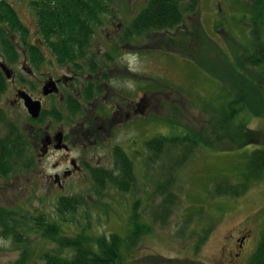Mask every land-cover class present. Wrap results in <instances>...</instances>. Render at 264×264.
<instances>
[{"label":"rangeland","instance_id":"obj_1","mask_svg":"<svg viewBox=\"0 0 264 264\" xmlns=\"http://www.w3.org/2000/svg\"><path fill=\"white\" fill-rule=\"evenodd\" d=\"M146 1L115 0L112 15L103 19L105 24L97 28L93 37L92 51L100 54L111 48L119 56L120 72L114 68L116 73L111 76L110 85L112 92L122 94L119 98L123 102L119 107L115 103L104 107L115 117L104 126L98 143L84 147L77 136L84 115H66L65 127L56 123L55 131L63 129L71 136L70 151L55 150L43 155L42 144L36 141V166L31 172L9 178L0 176V204L24 215L44 213L67 223L65 227L71 234L85 227L90 233L109 236L114 232L127 235L131 205L137 199L140 212L152 227L134 255L127 259L128 264H234L233 252L229 250L236 249L242 231H249L251 257L264 232V173L259 179L252 178L247 191L239 196H215L214 188L223 177L232 184L242 182L247 166L246 154L253 149V146L246 147L249 137L252 142L264 144V111L262 116L253 117L244 109L238 119L233 116L228 122L212 103L216 106L224 86L227 88L238 82L229 65V57L228 60L225 57L232 54L230 50L235 48V42L240 48L247 44L244 31L248 26L230 22L231 16L239 15L236 1L200 0L198 12L187 13L183 23L173 28L169 35L151 32L135 37L133 41H122L132 19L145 7ZM20 14L30 25L34 41L39 40L36 16L24 6H21ZM226 20L229 25L224 27L220 21ZM205 32L209 39L205 38ZM186 35L189 38L184 41ZM169 36L178 39V43L170 41ZM45 51L53 58L48 50ZM207 57L214 64L205 60ZM196 61L207 62L211 70ZM57 68L51 61L43 70L53 72ZM8 85L3 107L8 118L23 127L30 122V114L24 105L10 101L13 84L9 82ZM41 88L39 82L35 92L40 94ZM48 99V108L54 104L60 106L57 95ZM137 104H140V118L133 109ZM128 114L131 118L125 121ZM174 117L179 124L198 132L205 142V146L197 147L180 165L178 148L169 146L167 152L155 157L146 144V140L154 136L171 133L172 129L165 121ZM244 127H247L245 132ZM9 132L10 128H1L2 134ZM244 140L246 144L242 145ZM118 145L134 162L136 185L127 193L111 183L103 189L98 188L87 168V164L114 168V148ZM71 157L79 165L85 164V168L70 175L66 179V188H61L54 175L70 166ZM170 178L173 182L168 191L174 194L172 211L168 217L156 219L167 195L160 191L159 185ZM62 195H79L86 204L75 213L58 216L57 202ZM31 220H26V224L33 225ZM2 229L0 227V261L13 264L20 257L23 245L4 236ZM208 229L210 235L201 242ZM31 239L35 259L37 254L51 247V243L38 233H32ZM244 257L242 255V262L237 264H249L250 257Z\"/></svg>","mask_w":264,"mask_h":264},{"label":"trees","instance_id":"obj_2","mask_svg":"<svg viewBox=\"0 0 264 264\" xmlns=\"http://www.w3.org/2000/svg\"><path fill=\"white\" fill-rule=\"evenodd\" d=\"M114 1L33 0L40 39L57 62L72 65L75 70L83 73L86 71L95 73L100 70L98 68L100 65L107 64V61L112 62L109 53L104 54L106 60L98 57L99 53L92 51L91 43L97 28L105 24L103 19L112 15ZM234 1L239 5L236 9L239 15L231 16L230 22L233 21L239 26H248V30L244 31L247 44L240 48L235 42L233 44L235 48L230 50L232 54L226 55L225 60L229 57V65L238 82L231 84L229 88L224 86L225 90L221 91L217 98L216 106L215 102L212 103L214 109H218L219 115L228 122L233 116L238 119L244 109H247L253 117L262 116L264 111V0ZM199 9L200 0H147L145 7L132 19L121 40L133 41L135 37H143L151 32L169 35L173 28L183 23L187 13L194 14ZM220 23L225 27L227 20ZM218 25L217 22V28H219ZM14 35L24 42L25 48L29 30L11 4L7 0H0V53L8 61L19 57L18 45L13 40ZM188 38L189 36L186 35L184 41ZM205 38L209 39L208 33ZM168 39L178 43V39L173 36H169ZM235 39L239 42L236 37ZM28 46L30 59L36 68H40L47 60L43 48L37 44ZM236 47H239L238 50ZM205 60L214 64V61L208 57ZM196 62L208 68L207 62ZM103 69L106 70L107 67ZM6 78L5 73L0 69V176L2 178L31 172L36 166L38 130L43 129L42 125H45L48 118L56 122H62L66 118L60 110L55 109L49 112L44 111L39 118L30 116V122L23 127L10 120L1 105V96L7 88ZM246 87L249 89H245ZM236 89H239L238 92ZM101 90L102 88H99V91ZM89 93L85 94L86 101L91 100ZM245 95L247 99L244 100ZM208 105H211V102H208ZM101 111L105 117L110 114L104 107H101ZM69 113L70 116L75 117L84 115L85 111L77 102L69 108ZM166 120V126L172 129L171 133L154 136L146 140V144L155 157L167 152L169 146L173 149L178 148L181 151L178 163L180 165L197 147L205 146V142L198 132L194 133L191 127L179 124L175 117ZM5 127L10 128V132L2 134L1 128ZM244 128L245 132L247 127ZM245 137L247 138L248 135ZM241 144H246L245 140ZM249 146H253V149L246 154L247 166L246 172L242 174V182L232 184L224 177L220 178L215 183V196H239L247 191L248 182L252 178L259 179L263 175L264 144L252 142L249 137V144L246 147ZM114 157L116 159L114 168L95 167L89 164L87 168L98 188L103 189L111 183L121 192L127 193L136 185L133 159L120 145L115 146ZM172 168L174 169L175 166ZM172 180L173 178H170L166 183L159 185L160 191L167 195L164 198L161 213L155 215L156 219L166 218L172 211L174 194L168 191ZM134 201L131 205L127 235L117 232L109 236L93 234L86 231L85 227H80L79 232L71 234L65 227L67 223L50 218L44 213L24 215L19 210L1 204L0 227L3 228L4 236L13 239L15 244L23 245L20 257L13 264H128L127 259L134 255L140 241L152 227L140 212L139 200ZM85 202V199L79 195H62L57 202V215L75 213L86 204ZM22 218L32 219L33 225L26 224L27 221H23ZM32 233L40 234L44 240L51 243L49 249L37 254V259L34 258L31 250ZM210 233L208 229L200 241H205ZM0 264H2L1 261ZM249 264H264V232Z\"/></svg>","mask_w":264,"mask_h":264},{"label":"flooded vegetation","instance_id":"obj_3","mask_svg":"<svg viewBox=\"0 0 264 264\" xmlns=\"http://www.w3.org/2000/svg\"><path fill=\"white\" fill-rule=\"evenodd\" d=\"M8 3L11 4V6L17 11L19 17L22 19L24 25L29 30V35L26 38L25 41V48H24V42L18 37L13 36V40L15 41L16 45H18L19 49V57L16 60L8 61V59L0 53V69L5 73L6 79H7V88L5 92L1 96V105L3 106L4 100H5V94L9 90V82L13 84V98H10V101L14 103L15 105H24L26 109L28 110L25 99L22 96L24 93H27L33 97L35 100H40L42 104V110L38 117H33L30 113V116L33 118H39L44 111H53L55 109L60 110L64 116L69 115V108L75 104L79 103L81 107L84 109V120L80 126V131L78 133L79 141L84 144V147L88 148L90 145H95L98 143L99 139L98 136L100 135L101 131H104V126L106 127L108 125V121L110 124V121L114 119L115 116H111L110 114L105 117L103 115V112L101 111V107H110L113 103H115L118 107L123 102L120 100L119 97H122V94L119 91H113V86L110 85L111 76L115 75L117 71L120 72V65L117 63L119 60V56L116 55L117 52H114L115 49H109L108 52L109 55H111L109 58L112 60V62H108L107 64L100 65L97 72H81L75 70L72 65H63L57 62L54 57H50L46 54V50H48L45 47V44H43L42 39L35 40L33 39V32L29 24L24 21L20 14V8L21 6H24L27 11L36 16V11L33 7V0H7ZM21 5V6H20ZM36 27L38 29V19L36 17L35 20ZM34 44L40 45L44 52L45 57L47 60L41 65L40 68H36L33 64V61L30 59V56L28 54L29 46H33ZM93 43H91V49ZM113 50V51H112ZM116 51H118L116 49ZM98 57L105 59L106 56L103 51H100ZM103 53V54H102ZM50 60L55 63V66L58 67L57 71L49 72L43 70L45 65ZM106 60V59H105ZM5 64L8 70L4 69L2 67V64ZM114 63H117V65H113ZM85 68L87 66L84 64ZM103 67H107L106 70L103 69ZM116 68V72L115 69ZM7 71L11 74V76H8ZM113 77V76H112ZM37 82H40L41 92L40 94H37L35 90L37 89ZM48 84H51L50 88H56L55 91H52L48 94L45 93L46 86ZM99 88L102 90L99 91ZM90 92L91 100L86 101L84 99L85 94ZM58 96V101L60 103V106L52 105L53 107L48 108V98L50 96ZM104 99V101H103ZM124 101L127 100L124 98ZM73 102V103H72ZM105 105H103V103ZM72 103V104H71ZM71 104V105H70ZM131 105V104H130ZM99 109V111H97ZM109 109V108H108ZM137 115L141 116L140 111V104H137V107L134 106V108ZM88 111V112H87ZM29 112V111H28ZM102 113V115H101ZM110 113V112H109ZM135 113V115H136ZM134 115V116H135ZM142 117V116H141ZM131 116L130 114L127 115V118L125 121L130 120ZM68 119V118H67ZM72 121V120H70ZM65 119L62 122H56L54 119L48 118L45 125L43 124V129L38 130V135L36 137L37 141L42 144V154L48 155L50 152H53L55 150L58 151H64L69 152L71 149V145L69 144L71 142V136L67 134L63 129L59 131H55V128L57 127L56 123H61L62 127H65ZM60 133H63V142L61 143L63 147H58L60 144L58 140V135ZM37 147V146H36ZM70 166H68L66 169H64L61 173H56L54 175V179L56 183L61 188H66V179L76 173L79 170H82L85 168V164L79 165L77 160L73 157L69 159ZM249 231H242L241 235L238 238L237 247L236 249L229 250L230 252H233V259L234 264H237L239 261L240 263L242 260L240 259L241 256H245L246 259L250 257L251 259V245H248V242L250 240L249 238ZM250 243V242H249ZM253 249V247H252ZM244 257V258H245ZM245 259V260H246Z\"/></svg>","mask_w":264,"mask_h":264},{"label":"water","instance_id":"obj_4","mask_svg":"<svg viewBox=\"0 0 264 264\" xmlns=\"http://www.w3.org/2000/svg\"><path fill=\"white\" fill-rule=\"evenodd\" d=\"M2 67L4 69L8 70L4 63L2 64ZM7 73H8V76H11V74L9 73V71H7ZM50 87H51V84H48L46 86V90H45V93L46 94H48V93L56 90V88H50ZM22 96L25 99V104H26V106L28 108L29 113L33 117H38L40 115V113H41V110H42L41 101L40 100L33 99V97L31 95L27 94V93H24ZM58 140L60 142V144L58 145V147H63V145L61 144L63 142V133H60L58 135Z\"/></svg>","mask_w":264,"mask_h":264}]
</instances>
